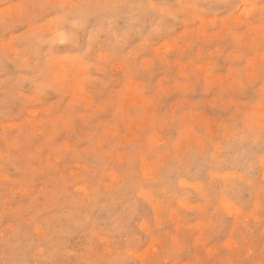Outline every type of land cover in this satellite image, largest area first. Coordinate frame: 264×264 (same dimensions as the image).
<instances>
[{
  "label": "clouds",
  "instance_id": "9594fccd",
  "mask_svg": "<svg viewBox=\"0 0 264 264\" xmlns=\"http://www.w3.org/2000/svg\"><path fill=\"white\" fill-rule=\"evenodd\" d=\"M0 264H264V0H0Z\"/></svg>",
  "mask_w": 264,
  "mask_h": 264
},
{
  "label": "rangeland",
  "instance_id": "374dc122",
  "mask_svg": "<svg viewBox=\"0 0 264 264\" xmlns=\"http://www.w3.org/2000/svg\"><path fill=\"white\" fill-rule=\"evenodd\" d=\"M230 212H233V213H236L238 210L237 209H233V208H231V207H229V209H228ZM245 220H247V217H245ZM230 242V243H229ZM229 242L228 241H226V244L228 245V246H231L233 243H235V241H232V240H229Z\"/></svg>",
  "mask_w": 264,
  "mask_h": 264
},
{
  "label": "bare ground",
  "instance_id": "6f19581e",
  "mask_svg": "<svg viewBox=\"0 0 264 264\" xmlns=\"http://www.w3.org/2000/svg\"><path fill=\"white\" fill-rule=\"evenodd\" d=\"M229 242V241H228ZM230 243V242H229Z\"/></svg>",
  "mask_w": 264,
  "mask_h": 264
}]
</instances>
